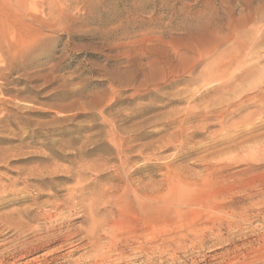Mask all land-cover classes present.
I'll use <instances>...</instances> for the list:
<instances>
[{"label": "rangeland", "instance_id": "1", "mask_svg": "<svg viewBox=\"0 0 264 264\" xmlns=\"http://www.w3.org/2000/svg\"><path fill=\"white\" fill-rule=\"evenodd\" d=\"M0 228L41 241L5 264H264V0H0Z\"/></svg>", "mask_w": 264, "mask_h": 264}, {"label": "bare ground", "instance_id": "2", "mask_svg": "<svg viewBox=\"0 0 264 264\" xmlns=\"http://www.w3.org/2000/svg\"><path fill=\"white\" fill-rule=\"evenodd\" d=\"M13 182V181H12ZM19 194V193H18ZM38 194V193H37ZM16 212V211H15ZM2 215V214H1ZM104 224V223H103ZM91 228V227H90ZM1 229V228H0ZM10 229V228H9ZM99 233V232H98ZM101 234V233H100ZM62 235V234H61ZM18 236V235H17ZM16 236V237H17ZM37 239V242L36 243H30L31 245H29V246H26L27 245V243H19V244H14V245H12V246H10V247H8V248H6L4 251H3V253H1L0 254V264H5V263H7V259L9 258V257H12V256H15V255H17L18 253H20V252H22L23 251V249H24V247H26L25 248V250H26V252L27 251H29V250H35L36 248H39V245L38 244H40L39 242H41L38 238H36ZM14 240H16V239H14ZM29 244V243H28ZM101 244V243H100ZM3 246V245H2ZM1 246V247H2ZM30 252V251H29ZM112 253V252H111ZM23 255V254H22ZM21 255V256H22ZM126 256V255H125ZM23 258V257H22ZM122 258V257H121ZM13 262V261H12ZM29 262V261H28ZM33 262L34 261H31L30 263H28V264H33Z\"/></svg>", "mask_w": 264, "mask_h": 264}]
</instances>
